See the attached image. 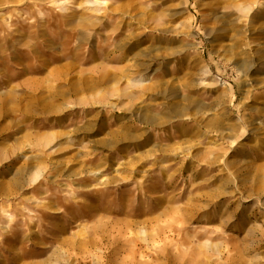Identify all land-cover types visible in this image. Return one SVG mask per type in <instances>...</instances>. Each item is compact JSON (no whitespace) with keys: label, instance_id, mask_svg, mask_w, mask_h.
<instances>
[{"label":"rangeland","instance_id":"rangeland-1","mask_svg":"<svg viewBox=\"0 0 264 264\" xmlns=\"http://www.w3.org/2000/svg\"><path fill=\"white\" fill-rule=\"evenodd\" d=\"M0 264H264V0H0Z\"/></svg>","mask_w":264,"mask_h":264},{"label":"bare ground","instance_id":"bare-ground-1","mask_svg":"<svg viewBox=\"0 0 264 264\" xmlns=\"http://www.w3.org/2000/svg\"><path fill=\"white\" fill-rule=\"evenodd\" d=\"M97 4H99V3L97 2ZM208 17H209V19H208ZM206 18L208 19V23H210V25H211V27L209 28V34H208L211 39H213L214 41H216L218 43L226 41V40L231 41V39L233 37L232 36V26H233L234 20H230V19L227 20V16L222 12L214 13L212 11L209 12V14L206 16ZM234 19L238 21V18H234ZM232 47H234V46H232ZM231 48L229 51L227 50L224 55L229 54L231 56V53H233L232 51H234L233 50L234 48L233 49H231ZM253 51L255 52L257 50L254 49L253 47H247L245 49H241L240 55L247 57V56H250L253 53ZM234 63H236V61H234ZM238 63L239 62H237L235 65L237 66ZM149 81H150V78H144V79L137 80L136 83H137V85H143V84L149 83Z\"/></svg>","mask_w":264,"mask_h":264}]
</instances>
